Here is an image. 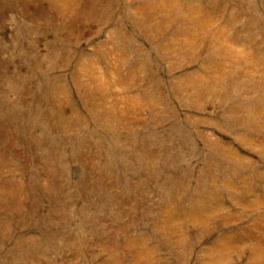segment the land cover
I'll return each mask as SVG.
<instances>
[{"label": "rangeland", "instance_id": "rangeland-1", "mask_svg": "<svg viewBox=\"0 0 264 264\" xmlns=\"http://www.w3.org/2000/svg\"><path fill=\"white\" fill-rule=\"evenodd\" d=\"M0 264H264V0H0Z\"/></svg>", "mask_w": 264, "mask_h": 264}]
</instances>
